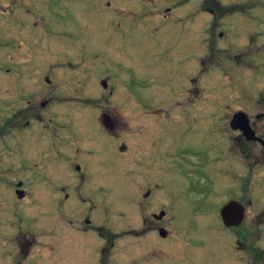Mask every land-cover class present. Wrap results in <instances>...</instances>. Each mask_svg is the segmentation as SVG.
<instances>
[{
    "label": "rangeland",
    "instance_id": "obj_1",
    "mask_svg": "<svg viewBox=\"0 0 264 264\" xmlns=\"http://www.w3.org/2000/svg\"><path fill=\"white\" fill-rule=\"evenodd\" d=\"M2 20L10 26L0 31V79L6 81L5 89L0 83V126L18 133L15 138L6 128L0 132V259L8 264L153 261L167 243L127 231L141 225L139 201L147 188L135 158L158 156L148 160L152 183L182 189L188 180L176 174L174 156L185 146L207 145L212 135L203 126L215 129L236 111L254 116L264 108V0H11L0 3ZM204 31L206 41L198 39ZM48 75L53 81L46 83ZM103 80L115 86L113 96ZM103 109L119 112L124 123L118 131L141 132L143 138L124 151L115 139L102 140L97 128ZM193 111H199L198 118ZM14 113L18 124H5V116ZM255 150L261 152V146ZM164 151L173 155L165 162ZM231 159L230 169L241 172L233 153ZM187 167L194 170V164ZM196 171L201 183L210 179L206 188L216 205L209 211L230 199L247 207L248 218L262 212L264 219V163L249 164L241 179L224 177L222 162ZM19 178L31 189L25 200L15 192ZM257 196L260 206L244 201ZM87 218L101 226L102 236L84 229ZM197 218L209 215L203 211ZM21 234L31 243L28 251L20 248ZM217 236L210 264H225L228 253L229 264H264V226L262 237L255 226ZM105 245L103 252L99 246Z\"/></svg>",
    "mask_w": 264,
    "mask_h": 264
},
{
    "label": "flooded vegetation",
    "instance_id": "obj_2",
    "mask_svg": "<svg viewBox=\"0 0 264 264\" xmlns=\"http://www.w3.org/2000/svg\"><path fill=\"white\" fill-rule=\"evenodd\" d=\"M10 1L11 0H4L3 2L0 1V3L9 4ZM210 11L206 13L212 16L213 11ZM221 18L224 17H220L219 19ZM4 24H6V26L3 27ZM7 26L10 25H7L6 21H0L1 32L2 30L5 31V28L7 30ZM206 31L199 33L198 39L201 36V40L206 41V35H204L205 33H207ZM220 35H223V32L220 33ZM229 41L231 40L229 39ZM51 47H53L55 50H58L60 48V45L53 42L51 44ZM15 74L17 75L16 72ZM15 78L17 79L18 77ZM52 79L53 78L48 75L46 77V83H49L50 81L52 82ZM0 83L2 84L3 89H5L3 86L6 84L4 77L0 79ZM23 84H25V81H23ZM101 85L103 88H105V90H108V96H113L115 86L112 83H109L108 86V81L103 80L101 81ZM28 99L29 98H27V100ZM43 104L45 105L46 101H44ZM15 111L21 110L17 109ZM240 111L234 112L232 117L230 115H227L226 118H224V125L221 121L223 126L216 125L215 129L213 125L203 126L209 130V132L207 133H209V135H212V137L209 138V142L206 146H185L182 150H180L181 155L176 154V156H174V158L176 159L175 162L173 161L176 164V174L188 180L187 187H183L182 189H171L169 187H167V189L159 188L160 185L157 184L158 182H156L155 184L152 183L149 171H147V167L149 164L148 160H159L158 156L154 155L151 156L149 159L151 153L150 152L148 154V159L146 160H143L142 157L135 158V161L139 165H143L142 178L140 180V183L144 182L145 187L147 188L144 189L143 200L139 201L140 206L142 205V209L139 215H137V218L139 219V221H141V225L137 227L132 226L127 231H129V233L132 234V236L135 238L144 235L146 236L147 240L148 238H150V235H155L159 241L167 243L165 244V248L161 249V254H159L156 258L154 257L153 261H149L147 262V264H172V261H174L176 264H210L211 262H213V258L215 256L213 255V251L215 249L213 248L212 251L210 250L212 239H215L216 237H218L217 235L221 233L223 236V232H225L226 236L228 237L231 228L243 227L244 229H248L249 227L255 226L257 233L259 232L258 237H262L264 226V219L261 218L262 212L259 216H257L256 219H250L248 218L249 211L246 213L247 207L239 201L230 199L223 200L225 203L222 204L216 212L213 209L209 211V209L213 208V206L216 205V200L209 199V189L206 188V185L209 184L210 179L206 182L202 181L201 183L200 180L197 178L196 170L202 169L204 165L210 162H214V164L216 165L222 162L225 165V172H223L224 177L229 176V174H232L238 178H244L246 176L243 175V171L244 169H246V167H248L249 164L260 165L264 163V108L261 111L256 112L254 116H250L248 112L243 111L244 113H246L245 120L247 119L248 124L246 123V121L243 120L239 123V126L237 128H234L232 120L234 116ZM164 112L165 111H162V114ZM191 112L192 111H184L183 115H185V117L189 119L187 115L192 117ZM193 112L194 117L198 118L199 111ZM204 112L205 111H203V113ZM14 114L15 116H11L8 118L7 116H5L7 119L5 121V124H7L8 121H12L13 124L16 125L18 124V114ZM99 114L100 125H98L97 129L100 131V137L102 138V140H106L107 138L115 139L117 144H120L118 145L120 146L119 151H124L126 148H132L133 143H135L136 141H140L141 137L143 138L141 132L137 134L133 132L129 133L128 131L127 135H124L123 133L117 130V128L121 127L122 123H124L121 116L119 115V112H116L113 109H103L101 110V112H99ZM207 115L213 118L214 113L208 112L206 116ZM29 120L30 121H27L28 124L32 121L31 119ZM128 127L130 129H134L133 124L128 123ZM5 128L6 132L10 134L11 137L15 136L16 138L18 132H16L15 130L10 131V129H7L6 125L0 126V132H3ZM247 128L249 131L246 130ZM231 133L234 134L232 135ZM6 141L10 142L6 139H3V142L6 143ZM127 141L130 142V144H127ZM232 141L233 147L231 146ZM259 145L261 146V152L255 150L256 146L259 147ZM109 148L112 149L111 146ZM113 148H117L115 144L113 145ZM232 153L238 159L235 161L241 163L242 165L243 169L241 172H236L230 169L232 165V163L230 164V160H232ZM168 156L172 157V152H161L162 161H167ZM188 164H194V170L188 168ZM249 167L250 169H252L251 166ZM234 173H237L238 176ZM152 184L155 185L157 189L152 188ZM242 185L244 189L245 179ZM16 186L17 187L15 188V192L18 195V198H20L21 200L29 198V193L31 192V189L27 184H25L24 180L19 178V180L16 182ZM217 196L220 197L219 195ZM66 198H69L67 194ZM179 199L189 201V203L183 202L180 204L178 201ZM251 199L248 198L244 201H246L250 207L255 206V203L257 206H260L261 199H259V196ZM219 200L220 199H217V201ZM258 200L260 203H258ZM228 206L229 208H227ZM225 208L226 210L224 211ZM203 211L206 213V215H209V219L207 218L205 220L200 221L197 217L198 215H202ZM85 221V230L93 228L100 231L99 229H101V226L94 224L92 222V219L87 218L85 219ZM113 229L115 228L108 230L113 231L115 237H117L119 233L115 232V230ZM188 229H192V231L193 229H196L195 234L188 233ZM206 231H208L209 235L205 234ZM199 233H201V235L197 236V234ZM188 234H190L192 237L188 236V239H186ZM24 235L21 234V242L19 243V245L22 251H28L31 246V243L30 241H27V236ZM100 236H102L101 231ZM115 237H113V240L111 241L110 247L112 248H114L117 244V240L115 239ZM105 238L106 240L109 239V235ZM99 247L100 250L103 252L108 249L106 245ZM220 249L221 248L219 247L216 248L217 255L221 254ZM167 250H169L170 252L168 253ZM190 251H192V256L189 253ZM186 253H188L190 256H187ZM228 258L229 253L226 255V258H223L225 264H229ZM3 260L0 259V264H8L5 258ZM20 262V264H23V261Z\"/></svg>",
    "mask_w": 264,
    "mask_h": 264
},
{
    "label": "water",
    "instance_id": "obj_3",
    "mask_svg": "<svg viewBox=\"0 0 264 264\" xmlns=\"http://www.w3.org/2000/svg\"><path fill=\"white\" fill-rule=\"evenodd\" d=\"M245 117H246V113H244L243 111H240V112H238L235 116H234V118H233V120H232V124H233V126H234V128H237L238 126H239V123L241 122V121H246V123L248 124V121H247V119L245 120ZM247 131H249L248 130V128L246 129ZM227 208H229V206L227 207ZM226 210V208L224 209V211ZM236 212V211H235Z\"/></svg>",
    "mask_w": 264,
    "mask_h": 264
}]
</instances>
